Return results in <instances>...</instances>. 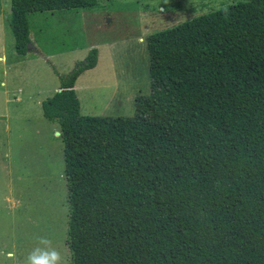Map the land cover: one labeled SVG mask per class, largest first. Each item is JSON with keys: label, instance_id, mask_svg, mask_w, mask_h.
I'll use <instances>...</instances> for the list:
<instances>
[{"label": "trees", "instance_id": "trees-1", "mask_svg": "<svg viewBox=\"0 0 264 264\" xmlns=\"http://www.w3.org/2000/svg\"><path fill=\"white\" fill-rule=\"evenodd\" d=\"M92 6L11 0L15 52L31 14ZM145 42L150 93L131 116L81 114L74 83L96 48L42 101L62 143L69 264H264V0Z\"/></svg>", "mask_w": 264, "mask_h": 264}, {"label": "rangeland", "instance_id": "rangeland-1", "mask_svg": "<svg viewBox=\"0 0 264 264\" xmlns=\"http://www.w3.org/2000/svg\"><path fill=\"white\" fill-rule=\"evenodd\" d=\"M10 1L1 0L0 11L5 55L0 60V264H12L5 252L23 261L39 236L50 238L69 264L59 128L44 119L40 105L27 100L28 92L41 87L47 93L40 97H50L96 44L98 65L77 78L88 86L77 93L81 114L131 116V95L150 93L146 37L241 0H94L91 8L34 13L30 36L48 58L36 56L30 63L13 47Z\"/></svg>", "mask_w": 264, "mask_h": 264}, {"label": "clouds", "instance_id": "clouds-1", "mask_svg": "<svg viewBox=\"0 0 264 264\" xmlns=\"http://www.w3.org/2000/svg\"><path fill=\"white\" fill-rule=\"evenodd\" d=\"M3 255L12 261V264H68L65 253L46 236L37 237L36 245L23 261L17 260L14 252H5Z\"/></svg>", "mask_w": 264, "mask_h": 264}, {"label": "crops", "instance_id": "crops-1", "mask_svg": "<svg viewBox=\"0 0 264 264\" xmlns=\"http://www.w3.org/2000/svg\"><path fill=\"white\" fill-rule=\"evenodd\" d=\"M47 12H50L51 13V15H53L52 13H54V11H47ZM29 19V18H28ZM7 24L9 25V23H8V19H7ZM10 27V26H9ZM11 30V29H10ZM12 33V32H11ZM12 36H13V34H12ZM29 43L27 44V51H26V53L24 54V55H19L20 56V58H21V61H24V63H30V62H32L35 58H36V56H42L45 60L48 58V55H43L42 53H41V47L39 46V42H38V40H37V38L35 37V38H33V37H31L30 36V32H29ZM10 41H11V38H10ZM2 43V42H1ZM13 47H14V37H13ZM94 48H96L97 49V63H96V65L95 66H97L98 65V62H99V46L98 45H96L95 44V47ZM2 49L3 48H1L0 49V60L1 61H4L5 60V55L4 54H2L3 53V51H2ZM15 50V49H14ZM2 52V53H1ZM87 70H89V69H87ZM86 70H84V71H82L81 73H80V75L81 74H83L84 72H85ZM79 75V76H80ZM78 78V77H77ZM2 84H3V82H2ZM60 87H61V85L58 87V88H56L55 89V91H54V93L56 92V91H60L61 89H60ZM87 85H80L79 83H78V80L76 79V81H75V83H74V90H75V92H76V95H77V97H79L78 96V90L79 89H87ZM47 92L46 91H44L43 89H41V87H39V89H37L36 91L34 90V91H29L28 92V97H27V100H29V101H34L35 103H37L38 105H40V107H41V104H42V101L44 100V99H42V97L43 96H45V95H42L41 97H40V94H46ZM53 93V94H54ZM52 94V95H53ZM51 95V96H52ZM134 99L135 97L133 96L132 97V95H131V99ZM46 99V98H45ZM78 99H80V98H78ZM17 100L18 101H22V99L20 98V97H18L17 98ZM41 111H42V108H41ZM80 112H81V105H80ZM43 115V114H42ZM45 119V118H44ZM57 132L58 131H55V134L56 135H59V134H57Z\"/></svg>", "mask_w": 264, "mask_h": 264}, {"label": "water", "instance_id": "water-1", "mask_svg": "<svg viewBox=\"0 0 264 264\" xmlns=\"http://www.w3.org/2000/svg\"><path fill=\"white\" fill-rule=\"evenodd\" d=\"M57 134H59V132H57Z\"/></svg>", "mask_w": 264, "mask_h": 264}]
</instances>
